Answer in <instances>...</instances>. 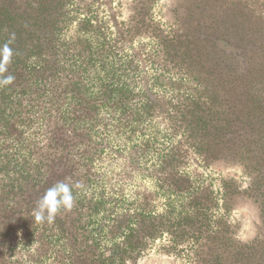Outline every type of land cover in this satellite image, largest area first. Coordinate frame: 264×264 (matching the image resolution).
Segmentation results:
<instances>
[{
  "label": "trees",
  "instance_id": "trees-1",
  "mask_svg": "<svg viewBox=\"0 0 264 264\" xmlns=\"http://www.w3.org/2000/svg\"><path fill=\"white\" fill-rule=\"evenodd\" d=\"M111 1L95 7L86 0H0V47L12 50L0 79L14 77L0 86L1 98L48 90L54 110L48 161L5 226L9 233L21 223L35 245V264H130L165 235L175 247L208 238L219 199L184 169L190 149L210 151L208 136L221 135L264 186V69L249 56L264 47L246 37L214 39L230 61L226 93L241 103L238 109L227 97L230 115L219 125L212 109L220 91L203 77L194 82L188 46L155 22L153 0L135 3L128 22ZM104 4L107 18L99 10ZM144 34L150 42L134 47ZM184 62L187 73L179 78L171 70ZM2 168L11 172L10 164ZM129 169L153 187L132 186L134 177H124ZM58 183L69 185L72 208L36 223L32 210ZM224 206L228 211V200ZM231 227L212 231V241L222 242L227 264H251L252 246L238 243ZM221 261L216 253L213 264Z\"/></svg>",
  "mask_w": 264,
  "mask_h": 264
},
{
  "label": "rangeland",
  "instance_id": "rangeland-1",
  "mask_svg": "<svg viewBox=\"0 0 264 264\" xmlns=\"http://www.w3.org/2000/svg\"><path fill=\"white\" fill-rule=\"evenodd\" d=\"M106 1L86 0L94 2L95 7ZM140 1L145 0L111 2L119 20L128 22L133 15V5ZM153 4L155 22L165 33L179 34L184 42L182 47L188 46L194 60L191 61L194 82L203 77L212 89L220 91L212 112L221 125L228 117L226 114H229L227 97L230 96L226 90L233 77L227 70L230 61L214 44V39L233 36L234 43H237L241 42L240 38L246 37L263 48L264 0H153ZM107 9L106 4L100 7L101 16L108 17ZM111 28L114 29L113 26ZM148 42L150 38L144 34L135 40L134 47ZM147 49L150 52L154 50L151 44H148ZM251 55L260 69H264V57H261L264 53ZM185 69L186 62L171 72L180 78L186 76ZM261 79H264L263 76ZM164 90L160 89V92ZM166 90L169 89L166 87ZM193 92L197 93V90ZM49 93L47 90L45 94L20 96L9 92L10 98L5 100L0 95V264H35V245L23 237L21 223H14L9 233L5 226L9 221L10 210L19 208L32 189L31 184L38 175V168L48 161L50 137L54 128V110ZM230 98L233 99L231 103L241 108L235 94ZM181 138L179 136L178 140ZM224 140L221 135L208 136L210 151L201 154L193 147L188 152L184 167L196 185L210 187L219 199L220 206L213 212V221L207 230L209 237H194L175 247L171 246L165 235L151 243L148 250L130 264H213L216 253L221 256V264H227V253L222 242H213L210 237L212 231L221 229L226 222L232 226L238 243L252 246L254 254L251 264H264V186L255 181L245 163L234 150L229 149L230 144ZM6 163L10 164V173L3 171L2 167ZM124 177L127 181L134 177L132 186L152 188L154 185L153 181L143 179L139 172H132V169ZM224 185L229 192L226 196L223 194ZM225 200L229 203L228 211L224 206ZM242 264H250L249 259Z\"/></svg>",
  "mask_w": 264,
  "mask_h": 264
},
{
  "label": "clouds",
  "instance_id": "clouds-1",
  "mask_svg": "<svg viewBox=\"0 0 264 264\" xmlns=\"http://www.w3.org/2000/svg\"><path fill=\"white\" fill-rule=\"evenodd\" d=\"M12 50L8 43L0 47V67H4L11 60ZM14 80L11 75L0 79V86L10 85ZM73 205V197L69 185L58 183L49 188L44 195L37 201L32 210V219L36 223L47 221L51 223L55 219L56 213L61 207L70 210Z\"/></svg>",
  "mask_w": 264,
  "mask_h": 264
}]
</instances>
